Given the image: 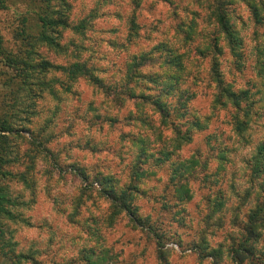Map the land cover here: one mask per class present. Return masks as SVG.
<instances>
[{"label": "rangeland", "instance_id": "1", "mask_svg": "<svg viewBox=\"0 0 264 264\" xmlns=\"http://www.w3.org/2000/svg\"><path fill=\"white\" fill-rule=\"evenodd\" d=\"M137 1L7 0L0 9V35L7 52L53 65L83 62L102 85L122 86L120 77L132 54L156 46L144 69L162 65L164 71L152 75L157 83L167 79L168 66L179 58L184 67L181 89L189 88L195 96L188 100L191 115L172 116L173 121L184 131L186 122L197 115L201 125L191 128V140L177 148L174 141L163 142L175 135L173 124L162 125L149 106L140 111L153 128L141 125L136 116L128 124L124 118L134 111L132 100L118 107L100 86L84 77L69 81L54 69L32 74V81L44 79L50 86L31 83L20 89L15 70L0 59V119L18 129L12 144L19 156L24 154L23 164L5 165L4 171L31 167L27 182L17 174L0 176V186L18 202L10 205L14 218L0 216V264H10L3 251L12 250L33 254V262L22 264H84L86 255H93L90 250L102 261L105 247L114 255L108 264H235L230 248L243 239L242 228L260 201L264 177L262 161L256 163L263 168L260 173L256 168L250 171L264 140V7L259 0L225 4L235 36L231 53L211 14L215 0ZM253 1L259 21L246 4ZM57 8L70 26L52 33L62 46L56 49L34 37L40 30L37 13ZM131 17L139 29L129 39ZM82 20V31L70 29ZM136 68L140 66L129 73ZM152 81L149 78L148 85ZM219 86L225 87L220 97ZM228 90L246 91L242 110L229 103L224 94ZM166 100L171 107L176 105V98ZM108 115L118 121L111 123ZM237 120L246 121L241 130L235 128ZM122 133L127 136L121 138ZM144 133L148 144L139 140ZM162 144L160 161H152L151 155L144 159L142 167L151 174L139 181L136 191L132 189L130 200L135 215L151 225L150 231L134 227L126 211L112 213L114 201L101 194L93 176L105 175L101 183L119 195L132 181L140 147L150 151ZM190 155L196 161L188 166L183 159ZM197 157L205 160L201 163ZM173 183L185 185L190 197L176 202ZM257 228L260 236L252 243L253 254L264 259V228ZM156 232L162 237L161 250L168 253L166 261L158 256ZM207 253L213 256H201ZM255 261L252 255L245 256L240 264Z\"/></svg>", "mask_w": 264, "mask_h": 264}, {"label": "trees", "instance_id": "2", "mask_svg": "<svg viewBox=\"0 0 264 264\" xmlns=\"http://www.w3.org/2000/svg\"><path fill=\"white\" fill-rule=\"evenodd\" d=\"M46 2L50 0H44ZM230 0H215L212 4L211 14H213L214 17V23L216 27L218 28V32L222 33L226 39V42L228 43V46L230 47L231 53H234V45H235V36H234V29L233 25L230 22L229 14L226 11L225 4ZM246 1V0H245ZM136 4H138L137 0H135ZM7 4V0H0V9L4 8ZM247 6L251 9V13L256 21L258 20V6L257 3L249 2L247 3ZM258 4H261L264 7V0H259ZM37 20L38 24L37 26L40 27L39 32L34 37L36 40L47 44L49 47L52 48H59L60 44L58 42V39L52 34V33H58V27H69L70 23L67 21L66 17L61 14V10L59 8L53 9V10H47L42 9V12L37 13ZM130 28L132 33L128 32L127 37L133 38L136 37L138 34L139 25L135 22V19L133 17L129 20ZM85 27V23L80 21L78 24L71 26L70 29H74L76 31H82ZM189 34V32H188ZM187 34V35H188ZM186 35V36H187ZM127 38V39H128ZM128 39V40H129ZM62 47V46H61ZM60 47V48H61ZM156 47V46H155ZM155 47H152L151 49L147 50L146 52H139L136 54H132V58L130 61L126 62L125 66V72L120 77L122 78V86L121 87H112L113 85L103 83L102 85V79L95 76L92 71L83 63V62H70L68 64H52L50 61H47L46 59H42L40 61H30V60H24L19 59L17 56H13L9 52H7L3 46V40L0 35V59L3 62V64L6 67H10L11 69L15 70V74L19 76L20 81V89L23 88L25 85L29 84H41L45 86H50L47 81L44 79H35L36 81H32L34 79L33 72L37 70L38 72H47L50 69H54L59 71L61 74L66 76L69 81L75 80L79 77H84L89 81L92 85L100 86L103 89V92H105V95L108 99H110L111 102H113L118 107H121L124 102L126 101H133L134 111H128L127 115L125 116V121H127L128 124H132L133 117H138V120L141 125L143 124L147 128L151 129L153 128V124L150 123L148 116L142 115L141 109L143 110L144 107L149 106V108L152 109L153 112H156L160 116V123L164 126H167L168 123L174 127L172 129L174 130V136L167 137L163 140L167 142V140L174 141L175 147L181 148L185 144H187L191 140V133L190 129L200 128V123L198 122V116L195 118L188 120L186 124V128L184 131H181L179 124L175 123L173 121L174 116L176 119L179 117H185L186 114H190V108L188 105V100L193 98L195 96V93L192 92L189 88L181 89L180 86V79H181V73L184 72V67L182 65V61L177 58L174 60L173 66H168L169 69L166 72L167 79L163 80L161 83H157L159 80L157 76L153 74L161 73L164 71L162 65L159 63L156 67H153L152 69L149 68L145 70L144 68H147V65L149 66V62L151 61V53L155 49ZM162 47V46H161ZM137 63L133 64V61H136ZM137 66H140V68L134 69L131 73H129L130 68H135ZM183 68V69H182ZM143 69V71H142ZM131 70V69H130ZM181 70V71H180ZM217 71V70H213ZM218 76L217 74L215 75ZM152 78V84L148 85V79ZM215 81L218 83L220 80L218 78H214ZM62 87L68 88L67 83H61ZM111 89H108L110 88ZM165 87H168L165 90ZM217 89V95L220 97V93L225 90V87H216ZM220 88V89H219ZM108 89V91H107ZM29 90H32L31 87H29ZM49 91L51 94H55V91L50 88ZM35 94H39L38 91L34 92ZM225 96H228L229 103H231L234 107H237L239 110H242L241 108V102L242 99L246 95V91H240L237 92L235 90H228L227 93H224ZM170 95V96H168ZM242 95V96H241ZM172 100V98H176V105L173 107L170 106L169 100H166L168 98ZM228 104V103H227ZM192 113V112H191ZM99 117V115H98ZM106 118H109L111 123H115L118 121V117L115 116H106ZM105 118V119H106ZM104 119V120H105ZM135 120H133L134 122ZM235 128L238 130H241L244 128L246 121H239L237 120L235 123ZM190 127V128H189ZM18 129H14L9 123H7L5 120L0 119V176H5L7 174L13 175L17 174L21 181L27 182V170H29L31 167L27 164H24L22 166L21 170H15L14 173L5 172L4 166L10 165L13 166L15 164L20 165L23 164V155L21 154L19 156L18 150L16 149V146L12 144V138L14 135H18ZM160 133V131H159ZM148 133L142 134L141 137H139L140 141L142 143H149V138L147 137ZM21 136V135H19ZM127 136V133H122L121 138H125ZM133 141L136 140V138L132 139ZM150 141V140H149ZM155 148L152 150H147L144 146L140 147L141 154L137 157V165L134 168V171L132 172V181H130L129 185L127 186L126 190H122V192L117 195L115 190L112 186L102 184L101 180H103L104 176L103 174H95L93 177L94 183L99 182L101 186V194L109 199L112 203L114 201L115 203V209L112 211L115 213H119L120 211H126L129 221H131L132 225L147 229L152 231L151 225L145 223L141 217L135 215L134 209H132V204L130 203L131 196H132V189L136 191L138 189V183L139 181L146 177L147 175L151 174L149 172L147 167H142L144 159H147L148 155L152 157V161L158 162L161 160L160 156L164 153L163 147ZM155 152V153H154ZM193 155H190L189 157L183 159V162L185 165L189 166V162H193L196 160H193ZM264 140L258 145L257 147V156L255 157L254 164H250V171L253 173V170L256 168L258 171L261 172L263 170V163H264ZM263 159V160H262ZM197 160L200 161V159L197 157ZM205 159H202V162ZM262 161V167H258L256 165L257 162ZM201 162V161H200ZM201 162V163H202ZM173 163V162H172ZM171 163V165H172ZM171 167V166H170ZM253 175V174H252ZM99 177V179H98ZM108 178L106 177V180ZM169 180H172V177H169ZM92 183V181H90ZM260 192V201L256 204V206L250 211V213L247 216V221L245 225L242 228V234L243 239L242 241L237 244L236 246H232L230 248V255L232 260L235 262V264H240L245 256H251L256 258V261L253 264H264V259L261 258V255H255L254 253V247L252 246V243L257 241L260 234L259 229L257 228L259 225H261V228H264V177L262 178L260 184H259ZM189 189L185 185H175L173 183V197L175 198L176 202H180L184 198L187 199L190 197L188 193ZM18 204V202L10 197L8 193H6L3 190V187L0 186V216H5L7 218H14L15 215L13 214L12 210L10 209V205ZM167 201L163 203V206L167 208L169 205ZM110 217H108V222H110ZM108 223V224H109ZM155 239H156V245L158 250V256L161 260L166 261L167 255L164 251L161 250V247L163 246L162 237L157 232L154 233ZM199 247V244H196V248ZM104 248V247H103ZM199 249V248H198ZM105 255L100 257L99 261L97 257H99V253H95V250H90V254L93 255H86L84 258V264H108L112 261V258L114 255L110 252L108 247L104 248ZM165 253V254H164ZM3 256L8 259L10 264H22L24 261H34L33 254L31 253H16L15 251H3ZM201 256H213L211 253H207L205 255Z\"/></svg>", "mask_w": 264, "mask_h": 264}]
</instances>
